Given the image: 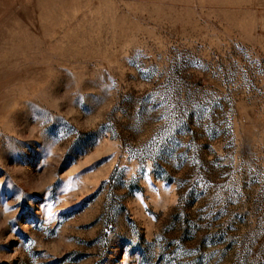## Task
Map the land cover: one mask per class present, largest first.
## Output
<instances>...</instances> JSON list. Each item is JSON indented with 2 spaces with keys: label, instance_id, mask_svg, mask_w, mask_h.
Here are the masks:
<instances>
[{
  "label": "rangeland",
  "instance_id": "1",
  "mask_svg": "<svg viewBox=\"0 0 264 264\" xmlns=\"http://www.w3.org/2000/svg\"><path fill=\"white\" fill-rule=\"evenodd\" d=\"M0 264H264V0H0Z\"/></svg>",
  "mask_w": 264,
  "mask_h": 264
}]
</instances>
